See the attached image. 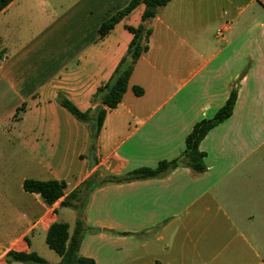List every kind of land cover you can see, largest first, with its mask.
I'll list each match as a JSON object with an SVG mask.
<instances>
[{
  "label": "crops",
  "instance_id": "obj_1",
  "mask_svg": "<svg viewBox=\"0 0 264 264\" xmlns=\"http://www.w3.org/2000/svg\"><path fill=\"white\" fill-rule=\"evenodd\" d=\"M131 1L15 0L0 13V264H9L10 251L58 264L44 242L55 223L73 233L78 214L65 200L78 192L72 202L80 203L96 175L121 177L178 158L194 126L213 118L238 83L233 115L200 144L206 172L178 168L98 187L83 215L98 231L86 234L80 254L96 264H264V0H172L160 8L148 23L149 50L94 145L92 123L60 101L96 109L93 95L127 55V27L141 25L145 6L105 37L100 28ZM30 179L64 183L63 197L47 205L25 191Z\"/></svg>",
  "mask_w": 264,
  "mask_h": 264
},
{
  "label": "trees",
  "instance_id": "obj_2",
  "mask_svg": "<svg viewBox=\"0 0 264 264\" xmlns=\"http://www.w3.org/2000/svg\"><path fill=\"white\" fill-rule=\"evenodd\" d=\"M13 1L15 0H0V13ZM171 1L132 0L125 9L119 11L102 24L100 33L102 37H105L138 6H145L141 25L138 27H127L133 34L127 55L122 59L109 82L100 87L93 95L92 102L98 104L95 110L83 112L66 98L60 101L62 107L67 109L78 121L92 123L91 139L94 145H96L100 136L108 112L118 108L122 103L128 91L135 63L149 50V39L152 35V29L149 28L148 23L157 16L160 8L167 6ZM238 91L239 83L233 87L226 104L213 118L204 119L194 126L186 138V148L178 158L171 161L163 160L156 168H139L121 177L107 176L100 178L96 175L84 184L85 193L80 203L74 204L72 202L77 197L78 192L71 194L65 200L64 206L72 207L78 214L73 233H70L68 224L55 223L51 226L46 238L48 247L61 258L58 264H96L93 259L83 257L80 254V248L86 234L98 231L88 227L83 220L84 211L90 196L98 187L106 184H122L162 178L178 168H188L196 174L206 172V154L200 150V144L212 129L233 115L238 100ZM134 93L137 96H142L144 90L140 87H134ZM65 188L64 183L55 180L44 182L30 179L24 182L25 191L39 194L47 205H52L63 197ZM7 263L50 264L35 252L18 251H10L7 254Z\"/></svg>",
  "mask_w": 264,
  "mask_h": 264
},
{
  "label": "rangeland",
  "instance_id": "obj_3",
  "mask_svg": "<svg viewBox=\"0 0 264 264\" xmlns=\"http://www.w3.org/2000/svg\"><path fill=\"white\" fill-rule=\"evenodd\" d=\"M12 235H14V232L11 230V227H8V231H7V237H8V239L11 238ZM44 246H45L46 250L51 253L52 256H54L56 258L58 257V255L48 247V245L46 244V242H44ZM36 251L39 254H41V255H46L45 254V251L41 247H39L38 243H37V246H36ZM47 257H49V256H47ZM12 264H23V263H12Z\"/></svg>",
  "mask_w": 264,
  "mask_h": 264
},
{
  "label": "water",
  "instance_id": "obj_4",
  "mask_svg": "<svg viewBox=\"0 0 264 264\" xmlns=\"http://www.w3.org/2000/svg\"><path fill=\"white\" fill-rule=\"evenodd\" d=\"M90 168L93 169L96 166V150L93 148L89 156Z\"/></svg>",
  "mask_w": 264,
  "mask_h": 264
},
{
  "label": "built area",
  "instance_id": "obj_5",
  "mask_svg": "<svg viewBox=\"0 0 264 264\" xmlns=\"http://www.w3.org/2000/svg\"><path fill=\"white\" fill-rule=\"evenodd\" d=\"M224 36V29H219L218 32H217V37L218 38H223Z\"/></svg>",
  "mask_w": 264,
  "mask_h": 264
}]
</instances>
